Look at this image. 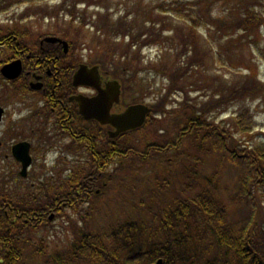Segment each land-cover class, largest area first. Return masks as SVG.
<instances>
[{"label":"rangeland","instance_id":"1","mask_svg":"<svg viewBox=\"0 0 264 264\" xmlns=\"http://www.w3.org/2000/svg\"><path fill=\"white\" fill-rule=\"evenodd\" d=\"M0 2V5H7L6 9L0 10V24H9L11 20L23 17V13L30 8L29 17L27 19L23 17L22 22H25L24 26L29 31L31 30L33 39L42 35H55L60 38L62 35L69 36V39H63L72 43L71 47L84 58L83 60L88 61L87 58H90L94 62L100 61L102 68L113 74L123 72L122 75L125 79V91L122 96L123 108L132 102L155 104L169 91L171 93L169 102L166 104L167 108L177 107L179 103L187 100L186 92H188L190 104L199 107L203 103L211 101L212 98L221 97V94L214 93L221 81L220 77L224 82L235 83L233 86L236 89H242L246 76L250 74L248 67H253L255 72H258L256 80L262 85L257 91H263L262 93L254 97L247 96L230 101L223 105L217 113L216 108L209 114L198 112L197 115L199 117L205 115L209 120H213L215 117L219 121L227 122L233 116L247 110L249 116H253V132L250 135H244L243 141H246L250 146L264 143V25L259 30L260 38H257L256 42H252L255 41L253 35L248 36L247 33L241 31L232 33L231 28L230 31L226 29L220 33L214 23L217 20L228 21L229 17L233 19L248 6H250V10L264 14V0H45L39 3L35 1L32 4L23 2V0H17V2L15 0H0ZM33 6H37L39 9L45 7L49 13H44L42 10L34 14L37 8L33 9ZM74 6H76L77 14L71 15L68 11ZM59 7L62 8L60 14L57 13ZM52 13H55V16ZM85 17H87L85 19L87 24L82 26L80 22ZM204 17L208 21V25L201 24ZM118 27H121L120 31L117 30ZM68 29H72V34H69ZM152 34L161 37H152ZM95 38H102L104 45L107 42L111 43V47H116L117 51L101 56L100 51L105 48L94 46L97 42ZM184 42L190 46L187 50H185ZM193 43L197 44L198 52L194 51ZM254 44H259V50L263 52H260ZM180 50L182 51L181 55ZM208 50L211 53H208ZM205 51L208 55L205 58H200L199 54L203 53L204 55ZM185 52L186 54H184ZM212 55H214L213 60ZM229 60L235 61L234 64H231ZM189 61L194 63L185 74L187 78L184 76L182 79L183 90L175 91L171 79L163 67L166 66L170 69L174 62H183V65H187ZM127 64L130 66H126ZM195 81L197 83L193 84ZM8 83L0 76V106L6 110V115L0 123V188L3 185V177L10 175L15 179V181L10 180L12 187H23L25 184L30 190V184L36 182L37 186L34 189L38 191H40L38 189L40 186H48L52 188V191L66 192L73 186L60 187V184L64 183L62 180H67L63 178V172L62 174L56 173L57 170L44 162L39 155L37 163L31 169L33 181L24 183L23 177L20 175L21 164L13 158L11 148L14 144L23 141V138L30 133V129L26 126L31 123H23V94L27 91L21 93ZM25 97L24 107L28 106L36 96L33 93H28ZM25 112H27L26 109H24ZM154 117L162 118L155 113ZM225 124L223 123V125ZM151 128L154 131L155 128L150 126L127 133L121 138L122 145L137 147L140 140L145 139L143 147L145 151L140 154L142 155L141 159L144 157L148 159L151 151L147 145L160 139L149 130ZM34 137L36 134L31 136V138ZM121 150H126V146ZM161 154L162 158L167 161L174 158V151L171 150H164ZM82 162L83 160L76 158L72 167L73 176L71 179H76L80 173H87L85 171L87 167ZM137 163L135 166L141 168ZM154 163L158 162L149 160L147 164L143 165L141 169L143 173L155 170L157 165ZM209 164L208 169L211 167L212 172L219 171L220 185L228 187V191L221 187L223 200L229 202L230 195H236V200L240 198L234 203L236 206H232L228 213L232 223L243 225L250 217L251 212L254 211L251 208V199L238 195L241 193L239 190L240 178L244 172L246 173L245 166L229 159L212 160ZM114 167H116L115 164L111 168V172L115 171ZM165 179L168 182L173 180L170 173L165 175ZM181 186L184 184L177 180L174 186L169 183V195H166L169 201L173 202L175 198H187L195 194L187 193L185 189H180ZM173 188L177 191L175 194H173ZM71 191L70 200L75 204L69 208H60L58 212L54 213L52 221L38 226L29 240L30 243L23 235V245H26L24 242H27L29 247H22V258L19 264H39L43 258L48 257L47 255H55L56 252L64 251L74 241L75 229H78L80 234L83 233L88 222L92 232L108 233L109 228H112L110 224L137 221L131 214L137 215L132 202L138 200L128 199L125 190L111 187L106 191L107 194L99 197L100 200H97L95 207L83 200L86 199L80 196H85L83 191H76L74 188ZM19 192L23 194V190ZM59 199L63 200V196H60ZM261 201L262 206L259 209L262 213L260 216L264 219V198H261ZM77 203L80 204L76 205ZM202 232H204L203 228ZM108 235L110 234L108 233ZM34 245H37L41 252L39 256L33 255L37 253ZM133 264H156V262H148L143 258L136 259Z\"/></svg>","mask_w":264,"mask_h":264},{"label":"trees","instance_id":"2","mask_svg":"<svg viewBox=\"0 0 264 264\" xmlns=\"http://www.w3.org/2000/svg\"><path fill=\"white\" fill-rule=\"evenodd\" d=\"M35 1L39 3L45 0H23L30 4ZM0 6V10L7 8V5L4 4ZM32 8H37L34 14L42 10L44 13L48 12L45 7L39 9L37 6H33ZM29 12L30 8L23 13V17L27 19ZM58 12L59 14L62 12L61 7L58 8ZM68 13L76 15V6L69 9ZM263 16L264 14L250 10V6H248L233 19L229 17L228 21L217 20L214 23L220 33L226 29L230 31L231 28L232 33L241 31L247 33L248 36L253 35L255 41L252 42H256L257 38H260V27L264 25ZM23 17L14 19V25H1L0 35L19 32V40L23 45H37L41 36L36 39L32 38L31 30L29 31L24 26L25 22H22ZM86 18L81 20L82 26L87 24ZM203 23L209 24L205 17L201 24ZM68 30L69 34H72V29ZM117 30L120 31L121 27H118ZM153 36L158 35L152 34ZM62 37L70 38L65 35ZM95 41L97 42L94 46L105 48L100 51L101 56L117 51L116 47H111V43L107 42L104 45L102 38H95ZM184 45H186L185 50L190 47L185 42ZM256 46L259 50V44ZM193 48L198 52L197 44L193 43ZM2 53L3 55L11 54L10 51L4 49ZM208 53L211 52L208 50ZM208 53L205 51L204 55L201 53L199 56L205 58ZM211 58L213 60L214 55ZM230 62L234 64L235 61L231 60ZM193 63V61H189L187 65H183V62H174L170 69L166 66L163 67L166 74L169 75L175 91L183 90L182 79L184 76L187 78L185 74ZM177 64L178 66H175ZM248 69L250 74L246 76L242 89H236L233 86L235 83L224 82L220 77L221 81L214 93L221 94V97L212 98L211 101H207L199 107L190 104L188 92H186L187 100L179 103L177 107L167 108L166 104L169 102L171 91L152 105L153 110L145 129L150 126L154 127V131L152 128L149 130L160 139L147 145L151 151L148 159H141L142 155L140 154L145 151L143 148L145 139H141L137 147L121 145V148L126 146V150L122 151L123 161L114 167V172L102 173L104 178L97 182L102 191V197L111 187L113 189L117 187L125 190L128 199L138 200L132 202L137 215L131 214L137 221L110 224L112 228L107 231L110 235L92 232L88 222L83 233L80 234L78 229H75V239L69 247L62 252H56L55 255H47L48 257L43 258L39 264H133L136 259L143 258L148 262H156V264L160 259L162 264H264V219L261 218L262 212L259 209L262 206L261 198H264V143L250 146L246 141H243L244 135H250L253 132V116H249L248 111L245 110L226 122L219 121L215 117H213L215 120H209L205 115L202 117L197 115L198 112L209 114L216 108L217 113L223 105L230 101L247 96L254 97L262 93L263 91H257L262 87L256 80L258 72H255L253 67H248ZM196 83L197 81L193 82V84ZM154 113L159 114L162 118L154 117ZM223 123L226 124L223 125ZM114 149L115 146L112 149L110 144L107 146V160L113 157ZM164 150L174 151V158L170 161L162 158L161 153ZM97 155V157L92 155L91 163L88 165L95 170L96 176L99 174L96 171V163L102 159L99 152ZM223 159H229L245 166L246 173L244 172L240 178L239 190L241 193L238 195L251 199V208L254 211L251 212L250 217L243 225L232 223L228 213L232 206H236L234 203L240 198L236 200V195H230L229 202H225L221 187L225 191H228V187L220 185L219 171L212 172L211 167L208 169L210 161H222ZM149 160L157 161L158 163H154L157 167L155 165V170L143 173L141 169ZM136 163L141 168L135 166ZM158 167H162L161 170ZM168 173L173 179L171 182L165 179V175ZM84 174L86 173H80L76 179H72L71 182L66 181L64 184H60V187L73 186L74 190L83 191L85 196H80L85 197L86 199L83 200L95 207L100 196L95 194V189L85 191L86 187L82 180ZM2 180L0 207L8 213V216L5 219L0 218L2 229L0 234L4 239L9 237L10 239H7L10 241L3 242L0 246V264H19L22 247H29L27 242L30 243L31 236L38 228L31 225V222L34 221L25 223V220H34V217L45 214L46 201L51 196L46 194L27 195L23 198V194L19 192L23 190V187L10 185V180L15 181V179L9 175L8 177L4 176ZM176 180L184 184L180 189L195 194L187 198H175L173 202L169 201L166 197L169 195V183L174 186ZM38 189L52 191V188L48 186H40ZM176 192L173 188V194ZM117 194L119 195L120 192ZM78 204L80 203L76 205ZM166 204L168 205L166 206ZM8 228H10V233L6 235L4 229ZM202 228L204 232H202ZM23 235L27 240L24 242L26 245H23ZM34 246L37 253L33 255L39 256L41 252L37 245Z\"/></svg>","mask_w":264,"mask_h":264},{"label":"flooded vegetation","instance_id":"3","mask_svg":"<svg viewBox=\"0 0 264 264\" xmlns=\"http://www.w3.org/2000/svg\"><path fill=\"white\" fill-rule=\"evenodd\" d=\"M19 35V32L5 34L4 39L0 38V49L11 52L2 58V65L18 60L22 64L21 75L17 79L9 81V84L21 93L27 91L23 94V123L29 122L31 124L26 126L30 129V133L23 138V143L29 145L31 164L27 170V177H23V181L24 183L33 181L31 169L37 163V156L39 155L44 162L57 170L56 173L62 174L63 172V178L67 179L62 180L64 183L66 181L71 182L72 167L78 158L83 160L82 163L88 167L87 173L82 176L86 187L85 191L95 189L97 194L99 191L97 182L104 178L102 173H106L108 166H112L114 161L117 163L119 159L122 160L124 157L121 150V138L124 134L114 139L109 138V133L116 131V129L95 118H85L80 111L77 97L83 96L88 100L93 99L106 90L109 84L118 83L120 100L112 103L110 113L121 114L124 111L122 105V94L125 88L124 77L122 73H120L121 76L114 77L110 72L104 70L100 63H96L90 58H87L88 61L83 60L84 58L70 46L65 47L58 43L47 44L41 41L42 39L35 46L23 45L19 40ZM83 65H86L90 70V80L89 82L80 81L79 84H74V76ZM93 70L95 71L93 72ZM91 83L95 85H91ZM33 85H39V89H32ZM28 93H33L36 97L28 106L24 107L25 95ZM106 99L90 102L93 116L100 115L102 117L105 114ZM24 109L27 112L24 113ZM4 115H6V110ZM33 134H36V137L31 138ZM109 144L111 149L113 146L115 149L112 152L113 157L107 160L106 149ZM98 152L102 159L96 163V171L99 172L96 176L95 170L88 165L91 163L92 155L97 157ZM36 186V182H33L30 184V190H28L23 184V198L34 194H46L51 197L46 201L45 214L33 218L36 219L31 222L34 227L49 221L50 216L58 212L60 208H69L75 204L71 203L70 200L73 187L62 192L60 190L38 191L34 189ZM60 196H63V200L59 199ZM7 216L6 211L2 213L0 210V218L5 219ZM25 221L27 223L29 219ZM0 231H2L1 226ZM4 231L8 235L10 228L4 229ZM7 238L4 239L0 234V246L3 242L8 243L10 241Z\"/></svg>","mask_w":264,"mask_h":264},{"label":"water","instance_id":"4","mask_svg":"<svg viewBox=\"0 0 264 264\" xmlns=\"http://www.w3.org/2000/svg\"><path fill=\"white\" fill-rule=\"evenodd\" d=\"M47 42H62L65 47H67V42L62 41L58 38H47ZM22 71V64L21 61H14L10 64H6L1 69V73L4 77L8 79H15L17 78ZM95 70H93L94 72ZM89 73L90 70L86 66H82L80 70L74 76V83L79 84L80 81L89 82ZM91 85H95L91 83ZM34 89H39V85H33ZM106 99L107 101V109L105 114L101 117L100 115L93 116L91 114V101H103ZM80 102V110L81 113L84 115L85 118H95L102 123L110 124L115 127L116 131L110 132L111 138H115L119 136L121 133H124L129 130L140 128L144 125L146 121V117L150 112V108L144 104H136L129 106L125 112L122 114H114L111 115L110 109L113 102H118L119 100V86L116 83L109 84L107 89L99 93V95L92 100H88L87 98L79 97ZM4 110L0 107V120L2 118ZM12 153L15 159L22 164L21 175L26 176L27 168L31 164V158L29 156V145L27 143L20 142L13 146ZM162 261H159L158 264H161Z\"/></svg>","mask_w":264,"mask_h":264}]
</instances>
